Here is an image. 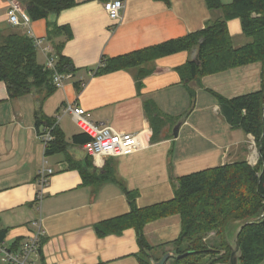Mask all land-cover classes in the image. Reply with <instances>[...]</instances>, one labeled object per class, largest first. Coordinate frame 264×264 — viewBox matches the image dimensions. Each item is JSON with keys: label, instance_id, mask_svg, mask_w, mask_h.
Instances as JSON below:
<instances>
[{"label": "crops", "instance_id": "0c3cea01", "mask_svg": "<svg viewBox=\"0 0 264 264\" xmlns=\"http://www.w3.org/2000/svg\"><path fill=\"white\" fill-rule=\"evenodd\" d=\"M12 1L26 8V0H0V40L14 31L25 33L32 41L41 39L48 52L36 49L40 65H46L48 58L55 59L52 46L63 42L61 54L70 60L75 72L64 74L62 85L42 101L34 92L10 98L5 84L0 82L3 246L19 248L34 232L33 222L40 220L43 237L36 264H139L133 229L104 236H98L95 230L98 223L128 213L123 189L135 194L137 208H144L172 199L176 178L235 162H257L253 137L225 121L215 95L231 99L259 91L261 63L183 80L178 69L193 61L194 49L132 69L93 74L103 57H117L184 37L221 17L222 11L210 10L206 0H125L117 22H112L103 9L110 0H75V6L59 14L31 20L28 28L8 23L7 11ZM232 1L220 0L223 5ZM53 26L67 27L71 37L65 39L60 34L48 40ZM227 31L234 48L250 42L242 33L240 19L227 21ZM189 91L193 92V101ZM66 104L81 107L96 125L137 135L140 147L129 155L106 158L97 165L85 144H71L72 136L81 132L65 115L56 126L69 145L65 152L45 156L39 135L46 127L36 128L35 114L55 121ZM147 106L152 117L160 120L155 141L151 140L153 128ZM177 123L180 127L177 137H173ZM43 160L54 174L37 205L36 174ZM104 168L111 170L112 180L82 184L81 169L99 175ZM180 232L178 215L146 224L143 235L152 248L148 255L160 259L173 251L170 243Z\"/></svg>", "mask_w": 264, "mask_h": 264}, {"label": "trees", "instance_id": "16d2710c", "mask_svg": "<svg viewBox=\"0 0 264 264\" xmlns=\"http://www.w3.org/2000/svg\"><path fill=\"white\" fill-rule=\"evenodd\" d=\"M26 1L25 11L32 21L46 19L50 14H59L76 5L75 0ZM206 2L210 10H220L223 15L208 21L200 31L121 56L103 57L93 70L94 75H102L132 69L157 58L194 49L198 53L199 64L188 61L179 68L183 80L191 81L256 62L262 65L259 91L231 99L215 95L225 121L253 137L259 155L254 165L241 161L181 176L174 179L175 194L172 199L144 208H137L135 194L123 189L129 205L128 213L95 226L98 236L133 229L139 246V264H151L148 252L152 248L144 239V226L173 215L181 219V232L170 245L172 252L182 257L170 258L165 264H196L194 260L200 261L204 257L212 258L209 264L226 263L230 254L225 240L228 223L251 219L254 222L245 225L238 236L242 254L239 264H261L264 261V0H233L228 5H223L220 0ZM232 19H240L242 33L250 39L249 43L238 48L233 47L227 31V21ZM60 34H64L65 39L71 37L67 27L53 26L47 38L52 40ZM62 44L54 43L52 46L55 63L54 69H50L37 63V50L25 33L14 31L1 39L0 82L5 84L8 96L16 98L34 92L41 96L42 101L54 93L57 89L53 83L54 73L64 75L75 72L70 60L61 54ZM75 86L79 91L78 85ZM189 95L193 101V92L189 91ZM147 107L153 128L151 140L155 141L160 120L152 117L153 113ZM38 115L35 114L37 129L41 125L52 128L53 140L46 146L45 156L65 152L69 144L62 131L54 126V119H41ZM87 142L88 137L83 133L71 138V144L83 145ZM80 173L82 184L112 180L108 168H104L99 175L83 169ZM212 232L219 237L222 249L218 258L215 257L219 250L203 242V238ZM2 236L3 233L0 234ZM16 249L17 245L10 248Z\"/></svg>", "mask_w": 264, "mask_h": 264}, {"label": "built area", "instance_id": "2783aa9c", "mask_svg": "<svg viewBox=\"0 0 264 264\" xmlns=\"http://www.w3.org/2000/svg\"><path fill=\"white\" fill-rule=\"evenodd\" d=\"M125 0H110L103 4V9L112 22L120 19L121 10L124 7ZM8 23L13 27L23 26L28 28L31 19L24 9L15 1L7 11ZM33 44L37 50L43 53L48 52L47 47H42L41 39H34ZM54 59L48 58L46 67L54 69ZM64 75L54 73L53 83L55 87H60ZM65 115H69L77 129L88 137V142L84 145L88 155L94 159L95 164L100 165L106 158L126 156L135 152L139 147L138 136L131 133H118L109 126H99L91 122L85 111L72 104L64 105L55 116L54 126ZM52 128H45L40 133L39 138L44 149L50 141L53 140ZM45 160L39 167L36 174L37 190L35 193V202L37 205L42 201L50 177L54 174L53 170L46 166ZM35 230L16 250H10L0 244V261L3 264H36L35 257L38 254L43 232L41 230L40 220L33 222Z\"/></svg>", "mask_w": 264, "mask_h": 264}, {"label": "water", "instance_id": "95a60500", "mask_svg": "<svg viewBox=\"0 0 264 264\" xmlns=\"http://www.w3.org/2000/svg\"><path fill=\"white\" fill-rule=\"evenodd\" d=\"M193 61L199 64L198 53L196 52ZM180 127V123H177L172 131L173 137H177L178 129ZM254 219L245 220V221H231L228 223L225 229V240L230 251L228 260L226 263H215V264H239V260L241 258V250L238 243V236L240 231L245 225L252 224ZM181 258L182 255H175L174 252L165 253L159 261H155V259L150 257L151 264H165L170 258Z\"/></svg>", "mask_w": 264, "mask_h": 264}, {"label": "rangeland", "instance_id": "374dc122", "mask_svg": "<svg viewBox=\"0 0 264 264\" xmlns=\"http://www.w3.org/2000/svg\"><path fill=\"white\" fill-rule=\"evenodd\" d=\"M72 128H75L74 125L72 124L71 125ZM256 157H257V160H258V150H256ZM203 242L208 245V246H211L213 248H216L219 250V253L216 255L215 258H218L222 255V249H220V241H219V237L214 233H209L207 234L204 238H203ZM221 251V252H220ZM161 259V257H160ZM196 264H209L211 261H212V258L210 257H204L203 259H201L200 261H196L194 260ZM168 264H171V263H168ZM190 264V263H189Z\"/></svg>", "mask_w": 264, "mask_h": 264}]
</instances>
